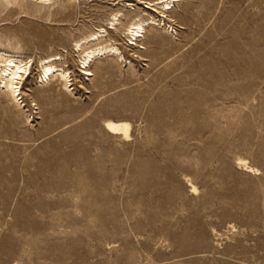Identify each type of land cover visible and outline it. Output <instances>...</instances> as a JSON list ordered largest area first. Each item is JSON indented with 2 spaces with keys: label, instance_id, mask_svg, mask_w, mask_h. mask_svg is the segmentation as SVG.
I'll return each instance as SVG.
<instances>
[{
  "label": "rangeland",
  "instance_id": "374dc122",
  "mask_svg": "<svg viewBox=\"0 0 264 264\" xmlns=\"http://www.w3.org/2000/svg\"><path fill=\"white\" fill-rule=\"evenodd\" d=\"M19 1L0 0V51L30 62L0 87V264H264V0ZM99 30L119 51L83 69ZM48 57L69 82L40 84Z\"/></svg>",
  "mask_w": 264,
  "mask_h": 264
},
{
  "label": "bare ground",
  "instance_id": "6f19581e",
  "mask_svg": "<svg viewBox=\"0 0 264 264\" xmlns=\"http://www.w3.org/2000/svg\"><path fill=\"white\" fill-rule=\"evenodd\" d=\"M7 4L17 3L21 7L23 5L19 0H4ZM42 2H50L51 0H41ZM177 0H163L161 2H156L154 4L148 3L152 11L158 13H165L166 10L172 9L174 3ZM144 2V1H143ZM162 4V9L159 11L157 5ZM152 7L154 8H151ZM19 7V6H18ZM144 11V10H143ZM141 11L137 14V18L132 16L130 21L128 22L127 27L125 28V32H127L131 36L132 42L131 44H137L140 38L143 37V31L145 30V26L153 21H156V18L152 16V13ZM25 12V11H24ZM120 11H117L112 19V27L117 30L116 25L120 22ZM148 15L149 18L145 19L144 16ZM164 15V14H163ZM162 15V16H163ZM105 30L95 31L84 36L81 40L76 43V47L78 50H81V68L88 70V67L91 65L92 61L104 55L117 54L119 48L116 46L111 39L101 40L104 36ZM90 47V48H83ZM76 49V50H77ZM120 57V56H119ZM122 57V56H121ZM61 58V57H60ZM59 57H48L46 59L40 60L41 65V73H40V84L46 83L51 80L52 77L57 75L62 76L66 80H70V73L64 70L62 67L55 64ZM87 72V75H90L91 72ZM30 75V62L24 61L15 55L8 54L6 52L0 51V87H6L11 90L14 95H20L21 84L24 79ZM16 96V97H17ZM106 128L109 132L113 134H124L125 136H129L131 124L125 121H113L109 120L106 122Z\"/></svg>",
  "mask_w": 264,
  "mask_h": 264
}]
</instances>
